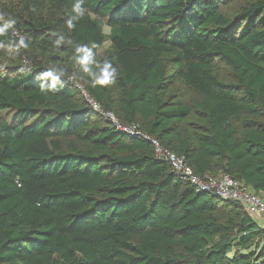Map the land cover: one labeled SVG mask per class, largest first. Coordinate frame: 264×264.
Returning <instances> with one entry per match:
<instances>
[{
    "label": "trees",
    "instance_id": "1",
    "mask_svg": "<svg viewBox=\"0 0 264 264\" xmlns=\"http://www.w3.org/2000/svg\"><path fill=\"white\" fill-rule=\"evenodd\" d=\"M0 29V264H264L151 140L264 198V0H0Z\"/></svg>",
    "mask_w": 264,
    "mask_h": 264
},
{
    "label": "built area",
    "instance_id": "2",
    "mask_svg": "<svg viewBox=\"0 0 264 264\" xmlns=\"http://www.w3.org/2000/svg\"><path fill=\"white\" fill-rule=\"evenodd\" d=\"M69 79L74 81V76H71ZM76 86L81 89L86 101L90 105L96 110L102 111L101 106L90 96L81 83L76 82ZM111 117L117 127L124 132L129 134L140 133V125L138 123L123 125L118 123L113 116ZM151 140L158 157L166 159L171 164L173 170L184 180L190 181L198 188L214 193L220 198L235 200L241 203L257 224L264 228V198L262 196L249 189L247 186H244L240 180L229 173L223 172L218 175H213L211 173H206L204 175L196 174L193 168L186 163L183 156H179L172 150L163 147L159 141L155 139Z\"/></svg>",
    "mask_w": 264,
    "mask_h": 264
},
{
    "label": "rangeland",
    "instance_id": "3",
    "mask_svg": "<svg viewBox=\"0 0 264 264\" xmlns=\"http://www.w3.org/2000/svg\"><path fill=\"white\" fill-rule=\"evenodd\" d=\"M236 7H237V4H233V6L229 5L227 7V10L229 11L230 14H233L236 12ZM104 32L109 34L110 33V27L105 25L104 26ZM110 49H111V41L108 39L99 47L98 53L102 57V56L106 55ZM177 87L180 88L181 90L183 88L180 84H178ZM186 94H187V98H189L191 96V94H189V93H186Z\"/></svg>",
    "mask_w": 264,
    "mask_h": 264
},
{
    "label": "clouds",
    "instance_id": "4",
    "mask_svg": "<svg viewBox=\"0 0 264 264\" xmlns=\"http://www.w3.org/2000/svg\"><path fill=\"white\" fill-rule=\"evenodd\" d=\"M75 11L78 13V14H80V15H82L83 14V9H81V7H80V5L77 3L76 5H75ZM9 23H11V21H9ZM69 26H71V21H69ZM3 29H0V34H3ZM21 43H22V41H21ZM56 43L57 44H59L60 43V41L59 40H57L56 41ZM108 66L106 65V68H107ZM114 71V70H113ZM109 75H110V73H108L107 71L105 72V77H104V79L102 80V81H100L101 83H107L108 82V77H109Z\"/></svg>",
    "mask_w": 264,
    "mask_h": 264
}]
</instances>
